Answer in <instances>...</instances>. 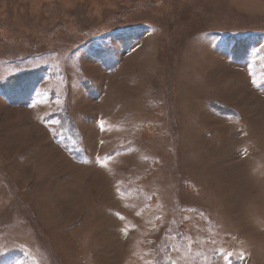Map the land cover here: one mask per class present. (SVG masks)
Here are the masks:
<instances>
[{
	"label": "rangeland",
	"instance_id": "rangeland-1",
	"mask_svg": "<svg viewBox=\"0 0 264 264\" xmlns=\"http://www.w3.org/2000/svg\"><path fill=\"white\" fill-rule=\"evenodd\" d=\"M162 263L264 264V0H0V264Z\"/></svg>",
	"mask_w": 264,
	"mask_h": 264
},
{
	"label": "bare ground",
	"instance_id": "bare-ground-1",
	"mask_svg": "<svg viewBox=\"0 0 264 264\" xmlns=\"http://www.w3.org/2000/svg\"><path fill=\"white\" fill-rule=\"evenodd\" d=\"M53 227H55V226H53ZM59 237H60L59 230L53 228V232H52L50 238L54 240V242H53V253H55V254H56V253L59 254L60 252H62L61 250H58V248H60V246H63V245L59 244L58 241H57V239H58ZM117 247H118V246H117ZM112 255H113V254H112ZM112 255H110V257H111ZM98 256H99V254H98Z\"/></svg>",
	"mask_w": 264,
	"mask_h": 264
},
{
	"label": "trees",
	"instance_id": "trees-1",
	"mask_svg": "<svg viewBox=\"0 0 264 264\" xmlns=\"http://www.w3.org/2000/svg\"><path fill=\"white\" fill-rule=\"evenodd\" d=\"M58 116H59V113L58 114H56V117L58 118ZM163 264V263H162Z\"/></svg>",
	"mask_w": 264,
	"mask_h": 264
}]
</instances>
